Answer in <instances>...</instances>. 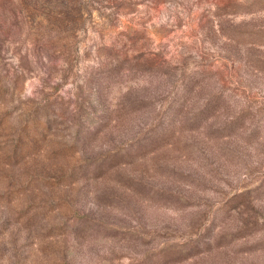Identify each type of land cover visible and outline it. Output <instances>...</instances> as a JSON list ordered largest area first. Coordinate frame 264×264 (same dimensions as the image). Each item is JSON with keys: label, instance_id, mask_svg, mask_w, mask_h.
I'll return each mask as SVG.
<instances>
[{"label": "rangeland", "instance_id": "rangeland-1", "mask_svg": "<svg viewBox=\"0 0 264 264\" xmlns=\"http://www.w3.org/2000/svg\"><path fill=\"white\" fill-rule=\"evenodd\" d=\"M0 264H264V0H0Z\"/></svg>", "mask_w": 264, "mask_h": 264}]
</instances>
